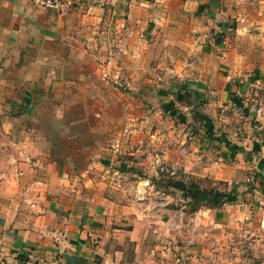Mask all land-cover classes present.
I'll use <instances>...</instances> for the list:
<instances>
[{
    "label": "crops",
    "instance_id": "0c3cea01",
    "mask_svg": "<svg viewBox=\"0 0 264 264\" xmlns=\"http://www.w3.org/2000/svg\"><path fill=\"white\" fill-rule=\"evenodd\" d=\"M120 76L136 111L112 113L100 93ZM257 77L264 0H82L67 15L0 0V264H264V114L231 106ZM179 95L190 127L163 128ZM166 164L175 182L222 183L236 201L185 210L190 191L141 176L165 183Z\"/></svg>",
    "mask_w": 264,
    "mask_h": 264
},
{
    "label": "rangeland",
    "instance_id": "374dc122",
    "mask_svg": "<svg viewBox=\"0 0 264 264\" xmlns=\"http://www.w3.org/2000/svg\"><path fill=\"white\" fill-rule=\"evenodd\" d=\"M229 28H230L229 32H227V33H230V32L232 33L235 30V28H233V27H229ZM209 32H211L210 29H209ZM216 39L217 38L215 37V41H216ZM185 58H186V55L182 54V55H179L178 59H180V61L184 62ZM175 59L176 58L173 57V56L166 57L165 60H164V63H165V66L167 67L168 70L166 68H163L162 70H164V72H167V74H171V72H173V71H171V69H174V64L176 63ZM196 59H199V57L188 58V59H186V62L190 63L191 61L196 60ZM157 74L162 76V74H164V73H159V71H158ZM116 80H118L120 82V80H123V78L120 76L117 79H115V81ZM119 82L114 84V85H112V86H110L109 87L110 89L106 88V86L103 85L105 90L100 92L101 95L102 94L104 95V92L107 90L108 99L110 98V101L114 100L113 103L111 104V105H113L111 107L112 108V113H121L123 111H136L135 105L128 104L127 102L124 103V101L121 99V97H122L121 95H124V94H130L131 95L132 93H131V89L129 87H127L126 84H123L122 82L119 83ZM179 100H175L174 103H172V105H174V107L177 108L176 110H174L177 119H175V121H171V119L168 117L167 121L164 120L162 122V124H161V126L163 128H169L170 126H173V125L181 127V128L190 127V124H191L190 117L187 118L186 122H182L181 121L182 116H181V113H180V112H183V113L185 112V113L189 114L190 113V111H189L190 109L189 108L185 109V101H183L182 99H179ZM91 109H92V106H88V105L81 106L79 108V110H78L77 115H79V116L87 115V114H89L91 112ZM105 109H106L105 106H102L100 110L98 108L99 112H104ZM109 109L110 108L108 107V109H107L108 112H109ZM140 111H141V109H139V112ZM114 123H115V125H118L117 128L121 127V122H114ZM79 124L80 125L77 127V131L78 130L81 131L82 133H84V135L82 137H80V140L78 138V140L81 141L80 143L89 146L90 143H91V135H88V134L91 131L90 128H92V124L93 123L89 122V121H80ZM71 131H75V129L73 128ZM104 135H105V133H104ZM102 139L104 141L105 137H103ZM116 139L118 140V138H116ZM73 142H74V140H71V143H73ZM66 143H70V142L68 141ZM55 144L57 145L56 141H55ZM103 144H105V142H103ZM66 145L67 144L63 145V147L61 146L62 148L60 147V149H59L60 152H65V153L68 152V151H66L67 149L65 148ZM71 145H74V144H71ZM56 147H58V146H56ZM158 153H159L158 151L150 150V151H148V153L147 152L145 153V156L144 155H140L139 157L136 156L135 158H134V156H132V158H133V160L135 162H137L139 160L140 161L144 160V162H146V159H143V158H148V156H152L153 158H155L154 155H156ZM162 155H164V154H162ZM118 157H119V159L123 160V159H126L127 157H130V156L129 155H125V154H123V155L120 154V155H118ZM165 166H167V167L166 168L164 167L163 170H160V172L162 173V176L165 177L164 179L167 178L165 183L162 182L160 180V178H156V181L152 180V179H155V176H154V173H153L154 171L152 170L153 168H151V167H150L151 169L150 168L144 169V171H142L141 176L144 174L143 176H146V178L148 180L153 181L154 184H155L154 185L152 183L154 185V187L156 189H159L163 193L170 192V189L168 188L169 185L176 186L177 188L180 189L181 192H186V190L190 191L191 193L190 194L187 193V194L190 196L191 200H190L189 203H187L188 204L187 207H184L185 210H192L195 207H200L201 205H206L207 204V203H205V202H203L201 200H198V198L195 195V193H193L192 188L191 187L188 188L187 184H185V188H184V187H181V185L184 186V183H180V182L177 183V182H175L176 180L171 179V175L172 174L170 173V170L172 168L168 164H166ZM161 179H163V178H161ZM195 181L198 182V186H199L200 189H204L206 191L209 190V189H218V187L215 184H212L210 182H202V180H195ZM217 185L220 186V189H221L220 191H224V193H225L224 189H225L226 185H224L222 183L221 184H217ZM227 193H231V190H230V192H227Z\"/></svg>",
    "mask_w": 264,
    "mask_h": 264
},
{
    "label": "built area",
    "instance_id": "2783aa9c",
    "mask_svg": "<svg viewBox=\"0 0 264 264\" xmlns=\"http://www.w3.org/2000/svg\"><path fill=\"white\" fill-rule=\"evenodd\" d=\"M33 1L40 8L51 9L58 14L67 15L71 13L72 10L74 9V6L80 3L82 0H33ZM85 28L87 30H92V26L90 24H86ZM116 38H118V36ZM113 41L111 40L106 42V45H105V40L103 41L100 40L97 43H100V45L106 46L105 48L109 49L112 46ZM87 42L88 40H83V44H85V46L88 45ZM95 48L97 49V45H95L94 49ZM250 88L254 90V93H252L254 97H252V95L249 94L247 95L246 98H243L242 101H240V99L238 98L237 100H233L231 102V106L232 107L239 106L244 111L254 114L255 116L263 115L264 114V101H263L264 79L262 80L261 77L254 78L253 81L250 83ZM64 177L69 178V175L66 173L64 174ZM226 203L228 202H223V204ZM51 235L54 244H56V246L59 247L60 249H63L67 238L66 229L65 228L55 229L53 230ZM131 264H143V263L139 261H135L132 262Z\"/></svg>",
    "mask_w": 264,
    "mask_h": 264
},
{
    "label": "trees",
    "instance_id": "16d2710c",
    "mask_svg": "<svg viewBox=\"0 0 264 264\" xmlns=\"http://www.w3.org/2000/svg\"><path fill=\"white\" fill-rule=\"evenodd\" d=\"M178 99H182V95H179ZM172 111H173V114L175 115L174 110ZM181 187L185 188V184L184 186L181 185ZM189 187L192 188L193 193H195L198 200H201L207 203L206 205H209V206H220L223 204V202H233L236 200V197L234 196V194L227 193V192L224 193V191H220L218 189H209L206 191L204 189H200L199 186L194 183L190 184ZM187 191L188 190H186V193Z\"/></svg>",
    "mask_w": 264,
    "mask_h": 264
}]
</instances>
